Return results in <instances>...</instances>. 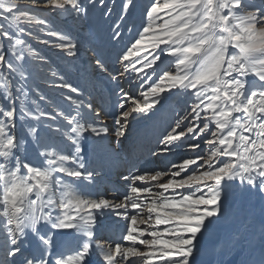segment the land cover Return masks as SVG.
<instances>
[{
	"label": "snow or ice",
	"instance_id": "1",
	"mask_svg": "<svg viewBox=\"0 0 264 264\" xmlns=\"http://www.w3.org/2000/svg\"><path fill=\"white\" fill-rule=\"evenodd\" d=\"M0 264H264V0H0Z\"/></svg>",
	"mask_w": 264,
	"mask_h": 264
},
{
	"label": "rangeland",
	"instance_id": "2",
	"mask_svg": "<svg viewBox=\"0 0 264 264\" xmlns=\"http://www.w3.org/2000/svg\"><path fill=\"white\" fill-rule=\"evenodd\" d=\"M45 15H46V13H45ZM50 19H51V18H50ZM56 22H57V25H58V26L63 27V25L60 24V22H59V18H56ZM34 46H35L36 48H38V49L40 50V52H41L43 55L49 57L50 60H51V62L53 63L54 66H55V65H61V66H62V63H63V62L59 60V58H58V56H57V53H56V50H55V49H50V48H48V47H46V46H44V45H41V44H35V43H34ZM70 79H71L73 82H76V75H75V73H73V74L71 75ZM124 86H125V87H128L127 84H125ZM40 87H41V90L44 92V94L49 96V94H47V93L45 92V90H46V89L48 90V88H46V86L43 85V84H41ZM43 89H44V90H43ZM48 92H50L52 96H55V95H56L55 90H51V89H49ZM136 127L138 128L139 126L136 125ZM134 128H135V126H134ZM108 177H110V176H107V178H108ZM111 179L116 180L115 178H111ZM111 181H112V180H111Z\"/></svg>",
	"mask_w": 264,
	"mask_h": 264
},
{
	"label": "bare ground",
	"instance_id": "3",
	"mask_svg": "<svg viewBox=\"0 0 264 264\" xmlns=\"http://www.w3.org/2000/svg\"><path fill=\"white\" fill-rule=\"evenodd\" d=\"M47 88V87H46ZM44 90V89H43ZM49 90V89H48ZM48 90L46 89L45 90V92L47 93V94H49V96H51V97H55V96H52L51 95V93L50 92H48ZM135 128H137L136 126H135ZM119 169H116V170H114L109 176L110 177H106L105 178V184H106V186H108V187H111L112 186V184H114L115 182H116V180H117V176H116V171H118ZM111 178H115L116 180H113V179H111ZM112 180V181H111Z\"/></svg>",
	"mask_w": 264,
	"mask_h": 264
}]
</instances>
